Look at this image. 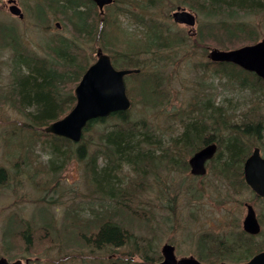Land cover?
I'll return each instance as SVG.
<instances>
[{"label": "trees", "instance_id": "trees-1", "mask_svg": "<svg viewBox=\"0 0 264 264\" xmlns=\"http://www.w3.org/2000/svg\"><path fill=\"white\" fill-rule=\"evenodd\" d=\"M160 1L115 0L104 14H100L91 0H44L43 6H37L36 18L44 23L48 13H52L66 20L71 34L52 39L47 47L48 56L28 52L16 27L0 24V55L8 54L10 57V80L6 85H1L0 81V109L10 108L21 118L19 126L0 132L5 148H11L10 158H20L25 169H31L34 154L40 156L36 153L39 147L50 156L47 167L56 175L61 174L73 160L84 163L85 187L99 202L97 208L92 204L96 202L93 199L85 204L91 213L88 218L81 216L78 210L84 208V203H64L61 207H65L63 218L67 222L61 226L54 225V220L43 221L34 228L24 224L19 226L17 219L10 218L3 231L6 246L18 238L26 245L25 252L42 243L44 248L51 246V250L58 249L60 255L68 258L54 264H103L93 260V255L124 248L131 238L126 227L124 230L115 223L116 212L124 211L129 216L128 223L146 221L143 218L147 214L145 210L154 213L155 206L158 207L157 202L146 205L148 208L139 206H144L142 195L148 192L147 177L156 175L161 166L181 174L190 172L185 156L193 155L210 143L218 146L215 157L209 162L210 170L232 186L248 188L243 178V165L251 155L254 143L264 152V115L256 122L245 120L235 123L231 122L226 109L220 112L205 108L203 104H194L196 116L185 111L171 115L179 119L182 129L164 148L163 134L153 131L144 117L133 115V103L127 111L88 122L79 143L44 131L76 104L73 86L91 65L87 61L85 44L101 41L103 48L113 53L111 59L116 68L139 69V73L126 77L127 82L135 80L134 85L128 84L131 86L127 90L128 95H136L144 105L161 106L169 99L164 87V80L168 77L162 71L163 63L170 58L166 51L187 45L190 39L204 46L208 42L223 47L246 41L255 43L264 27V0H177L202 15L200 27L194 35H179L169 26L146 19L144 14L135 11L136 7H156ZM119 3H128L129 6L123 8ZM121 16L131 17L136 27L143 31L132 33L120 28ZM115 28L118 35L112 31ZM212 66L215 72L225 73L229 82L244 90L249 89L252 93L264 90V81L254 73L230 63H212ZM252 139L256 141L252 142ZM38 163L46 164L43 161ZM9 174L8 169L0 164V188L9 183ZM31 178L34 181L35 177ZM192 186H188L187 191L197 200L203 193ZM159 199L162 200L161 197ZM254 200L261 202L262 206L258 215L261 233L252 236L243 229L237 232L231 229L220 232L206 230L196 241L197 259L206 264H241L264 251V199L255 197ZM48 202V206L58 208L56 201ZM107 202L111 203L109 208L105 205ZM161 203L162 208L169 206L174 212L172 201ZM49 252L52 251L43 250L46 264H52ZM76 253H85L90 259L70 263ZM6 255L11 257L9 253ZM160 259L161 255L154 253V256L147 257L146 263L154 264ZM115 262L112 264H117Z\"/></svg>", "mask_w": 264, "mask_h": 264}, {"label": "rangeland", "instance_id": "rangeland-1", "mask_svg": "<svg viewBox=\"0 0 264 264\" xmlns=\"http://www.w3.org/2000/svg\"><path fill=\"white\" fill-rule=\"evenodd\" d=\"M8 1L0 0V24L14 25L18 30L22 45L29 50L28 52L36 53L38 56H48L50 54L47 47L52 39L58 35H71L66 20L54 16L52 13H48V19L44 23L36 18L37 6H43L44 0H16L17 5L24 13L22 20L10 13ZM119 5L123 8L129 6L128 3H119ZM178 8H185L197 15L198 20L194 27L179 25L173 21L172 13ZM135 11L144 14L146 19H153L162 26H169L173 32H177L179 35H194L200 27V19H202V15L177 0H161L156 7L147 9L136 7ZM119 24L120 28L128 29L132 33L143 31L142 28L136 27V23L129 16H121ZM112 31L118 35L116 28ZM263 38L264 27L260 30V38L257 42ZM248 44L252 43L246 41L240 45L223 47L208 42L204 46L190 39L187 41V45L166 51V56L170 58L169 61L163 63L162 71L168 77L164 80V87L169 99L161 106H154L153 104L144 105L136 95L135 97L129 95L133 103L131 109L133 115L136 118L144 117L150 123L153 131L163 134V148L170 145V142L178 136L182 129L179 119H175L171 115L184 111L193 113L194 104L201 105L209 98L213 99L215 104L218 102L227 106V114L230 115L231 122L240 123L245 120L256 122L260 116L264 115V90L252 93L249 89L244 90L238 84L229 82L226 75L222 77L223 72H215L214 66L208 59V54L213 48L231 50V48L235 49ZM84 48H86L87 61L92 64L97 58V50L102 49L103 44L101 41L93 42L85 44ZM103 51L110 56L113 55L105 49ZM9 71L10 57L8 54H2L0 55L1 85H6L10 80ZM134 81L131 79L126 81L128 91L131 87L128 84L134 85ZM75 87L76 85L73 86V90ZM193 114L197 115V113ZM20 120V114L16 111L7 107L0 109L1 134L4 129L19 126L18 121ZM4 145V138L1 137L0 164L8 169L10 181L0 188V257H6L12 261L29 259L30 264H46L48 262L43 258L45 253L43 250L48 249L52 251L49 252L50 263L67 261L68 258L64 257L65 255H60V250H51V246L44 248L42 243H37L32 251L25 252L26 245L16 237L18 240L14 238L13 242L11 241L6 246L3 231L10 218L17 219L16 223L19 226L26 224L34 228L43 224V221L52 220L55 221L54 225L61 226L67 222L63 218L65 207H61V205L71 201L84 203V208L78 209L79 213L85 218L90 217L91 213L85 204H89L93 199L96 202H92V204L97 208L99 202L94 194L91 195V192L85 187L84 163L73 160L61 174L56 175L47 167L50 156L38 147L36 153L40 156L34 154L35 159L32 158L34 166L31 167L36 171L33 169L29 173L31 169H25L24 162L20 158H10L9 150L11 151V148H5ZM255 147L260 146L254 143L251 152ZM262 153L264 154L263 151ZM190 156H185L184 159L188 161ZM38 161H43L46 164L42 165ZM210 166L211 164L208 163V172L205 176L197 178H193L190 172L181 174L170 171L166 166H161L156 171L157 176L150 174L147 177L148 192L142 195L144 206H139L148 208L146 205H153L157 202L158 207L154 205L156 207L154 213L145 210L147 214L143 215V218H146V221L144 220L141 224H127L131 229V235L141 240L138 242V250L141 253L147 252L151 256H154V253L157 256L161 255V248L168 243L176 247V254L179 258L196 257V241L201 233L206 230L214 232L227 229L236 232L242 230L247 204L252 205L259 215L262 211L261 202L254 200V194L250 189H242L238 185L232 186L229 181L214 174L210 170ZM31 176L35 177L34 181ZM126 177L128 179V176ZM192 185L196 187L197 192L203 193L197 200L187 191L188 186ZM160 193L166 196L164 200L163 198L159 199ZM158 199L166 204L168 201H172L174 212H170L168 208H162L160 206L162 203ZM48 201H56L58 208L48 206ZM130 251V247L122 248L119 251L112 249L109 253L95 254L92 259L103 264H112L117 261L116 255H124L123 253L127 254ZM7 253L11 257L7 256ZM85 259L90 258H87L85 253H76L70 259V263L85 261ZM135 259H139V257H135Z\"/></svg>", "mask_w": 264, "mask_h": 264}, {"label": "water", "instance_id": "water-1", "mask_svg": "<svg viewBox=\"0 0 264 264\" xmlns=\"http://www.w3.org/2000/svg\"><path fill=\"white\" fill-rule=\"evenodd\" d=\"M98 7L100 14L105 13V7L112 5L115 0H91ZM10 6V13L20 19L24 18L21 9L15 0ZM172 18L175 23L194 27L196 15L185 9L178 8ZM208 58L213 62L231 63L242 69L255 73L264 80V39L249 45H244L233 50L211 49ZM139 73V69H117L110 55L102 49L97 51V60L84 72L80 82L74 90L76 104L68 114L45 127L46 133L64 137L74 143L81 141L84 129L88 122L106 118L113 113L127 111L131 107V100L127 94L125 77ZM218 146L211 143L197 151L189 159L191 174L203 176L207 173L206 164L213 159ZM244 179L249 187L260 197H264V157L259 148H255L251 156L244 163ZM243 229L250 235H258L261 232V224L254 208L247 207V213L243 220ZM163 259L155 264H204L195 257L178 259L175 247L166 244L162 248ZM29 261H9L0 257V264H28ZM243 264H264V251L254 255Z\"/></svg>", "mask_w": 264, "mask_h": 264}, {"label": "bare ground", "instance_id": "bare-ground-1", "mask_svg": "<svg viewBox=\"0 0 264 264\" xmlns=\"http://www.w3.org/2000/svg\"><path fill=\"white\" fill-rule=\"evenodd\" d=\"M237 48V47H236ZM235 48V49H236ZM239 48V47H238ZM221 50V49H220ZM228 50H230V49H228ZM231 50H233V48H231ZM209 59V58H208ZM210 60V59H209ZM210 62L211 63H214V64H216V63H226V62H213V61H211L210 60ZM113 63V62H112ZM114 65V64H113ZM223 76H225V73L222 75V77ZM207 101V102H206ZM205 101V103H203V107H205V108H210V109H217V111H220V112H224V111H226L228 108H227V106L225 107L224 105H223V103H214V101H213V99H211V98H209V99H207ZM210 101V102H209ZM224 109H226V110H224ZM51 124V123H50ZM48 134H51V133H48ZM52 135H54V134H52ZM56 136V135H55ZM60 137V136H59ZM64 138V137H63ZM82 140V139H81ZM71 141V140H70ZM254 141H256V140H253V142ZM79 143V142H78ZM218 151V150H217ZM217 153V152H216ZM215 157V156H214ZM213 157V158H214ZM250 157V155L245 159V161L248 159ZM212 160V159H211ZM245 161H244V163H245ZM160 196H161V198H163V200H164V198L166 197V196H164V194H161L160 193ZM169 202L170 201H168V204H169ZM110 204L111 203H105V205H106V207L107 206H110ZM107 208H109V207H107ZM168 208V210L170 211V212H173L172 210H171V208L168 206L167 207ZM114 219H115V223L119 226V227H121L122 229H124L125 230V227L129 230V231H131V229H129L128 227V225L127 224H129L128 223V220H129V216H127L126 214H125V212L124 211H118V212H116V215L114 216ZM25 226H28V225H26V224H24ZM131 227V226H130ZM127 231V230H126ZM138 242H141V240H138L137 238H135V237H133L132 235H131V238H130V240H128V244H127V246L126 247H130L131 248V251L130 252H128L127 254L126 253H123L124 255H116V259H117V261H116V263L117 264H139V263H143V264H147L146 262H147V257H151V255L150 254H148L147 252L146 253H141L139 250H138V248H139V243ZM125 248V247H124ZM122 249V248H121ZM121 249H117V250H115V251H119V250H121ZM135 257H139V259H135ZM161 261H162V259H161Z\"/></svg>", "mask_w": 264, "mask_h": 264}]
</instances>
